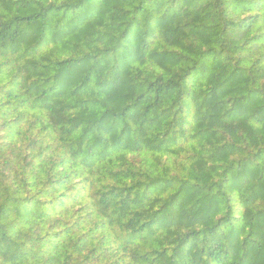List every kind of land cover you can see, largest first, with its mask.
Returning a JSON list of instances; mask_svg holds the SVG:
<instances>
[{
    "label": "trees",
    "instance_id": "1",
    "mask_svg": "<svg viewBox=\"0 0 264 264\" xmlns=\"http://www.w3.org/2000/svg\"><path fill=\"white\" fill-rule=\"evenodd\" d=\"M0 264H264V0H0Z\"/></svg>",
    "mask_w": 264,
    "mask_h": 264
}]
</instances>
